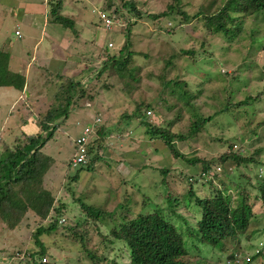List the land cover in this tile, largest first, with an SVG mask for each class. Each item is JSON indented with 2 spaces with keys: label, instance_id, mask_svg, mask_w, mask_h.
<instances>
[{
  "label": "rangeland",
  "instance_id": "rangeland-1",
  "mask_svg": "<svg viewBox=\"0 0 264 264\" xmlns=\"http://www.w3.org/2000/svg\"><path fill=\"white\" fill-rule=\"evenodd\" d=\"M222 1L181 0L179 7L190 16L200 13L201 17L214 11ZM34 2L41 3L42 0H0V36L2 34L3 39H8L10 35L13 37L15 19L11 17L21 16L24 19L20 21L22 37L16 38L15 36L11 39L20 43V47H23L21 56L27 59L32 55L42 56L48 46L46 40L44 43L36 44L38 39H43L42 34L37 29L33 32L30 30L33 28L31 27L32 20L29 19L31 17L24 16L22 11L27 7L26 3ZM169 2L174 3L173 0H137V5L146 13L155 14L165 10ZM102 3L104 4V0L64 1L63 12L66 15L69 14L74 22L73 29H70L72 33L69 32L67 37L69 40L66 47L73 46L71 50L75 51L77 46L73 41L75 38L84 40L85 48L94 47L97 52L100 51V56L102 53L119 54L123 47L124 51L119 59L128 58V53H130L131 61L125 63L121 71L109 68L103 74V80L111 83L112 87L102 89L95 101L85 105L83 101H79L76 108H69L66 121L43 148L44 152L52 155L54 159V164L44 175L43 182L44 186L55 195L57 205L61 203L68 205L64 216L74 215L79 221L83 220L84 214L79 213L82 211L73 201L75 197H80L86 203L97 207H106L108 213L103 223L98 224H100V230L107 233L121 218V207L128 209V215L154 210L161 211V209L171 214L166 206L165 196H168L169 192L178 194L177 196L182 195L183 201L188 203L189 201H186L188 199L184 197L187 196L189 180L187 177H199L200 174L198 175V165L188 164L180 157H175L162 140L151 141L145 125L139 124L135 116L122 120L121 128L127 131L113 129L111 135H108L104 145L100 148V161H96L94 166L87 170L80 169L77 172L78 168L68 164L69 159L73 158L74 140L79 137L86 124L92 123L97 109L103 111L100 113L102 121L107 117V112L108 117L117 121L124 111L131 114L137 102L151 103L154 109L146 115L149 121L170 123L172 130L187 135L189 124L195 119L191 118L192 115L198 117L211 115V120L207 121L197 133V138L188 137L174 141L177 151L188 157L199 156L208 159L218 156L230 145L233 150L243 152V155L247 157L259 151L256 156L264 160V16L245 19L242 24L243 32L239 37H234L229 41L224 35H215L208 38V45L203 48L201 41L204 39L205 31L202 21L197 22L198 19L191 17L180 26L178 20L182 16L176 12L159 20L144 15L135 23L132 21L135 20L134 17L130 16L132 24L126 26L125 29L128 31H123L121 27L125 21L114 16L120 24H115L108 29L100 23L98 14L92 12L93 9L106 12ZM169 28L173 30L168 32ZM54 29L58 33L61 31L59 28ZM6 30H9V34H5ZM71 36L72 41H70ZM109 42L113 47L108 46ZM192 44H194V55L192 53L180 54L181 50H190ZM28 51L30 55H27ZM82 54L83 56L77 57L78 60L82 58L85 60V57L90 56L88 53ZM103 61L95 65L99 67L98 70ZM89 63L96 64L92 61ZM178 79L186 81L187 84H173V81ZM45 80V76L38 74L33 87L29 86L33 97L27 96V98L29 101L35 98V103H31L33 108H30L32 119L26 118L27 112L24 111L23 117L26 121L20 118L18 105H13L15 104L14 93L7 94L0 87V138L9 143L8 145L12 143L14 134L21 131L34 132L37 129L40 108H45L41 105V97L37 95H45L44 90L50 87V84L44 86ZM171 80L173 81L170 84ZM257 95H259L257 100L249 98ZM50 100L52 101L51 98ZM23 101L24 99L20 100L19 104ZM239 101L242 104L238 106L227 104L228 102L236 104ZM187 104L191 105V109L187 108ZM224 106H227L228 110L221 112ZM13 107H15L14 110ZM34 117H36L35 120ZM62 119L64 116L57 121H62ZM107 122L109 123L110 120ZM2 147V142H0V150ZM159 168H171V170L163 173ZM239 171L241 169L236 168L234 161H227L220 168L217 167L216 170L210 171V176L215 172L219 175L217 179L211 178L212 185L217 188L220 186V181H223L228 186V192L233 193L232 186L228 184L233 185L231 179H234ZM256 172L264 175V164L261 171L260 168L256 171V167H252L251 173L256 174ZM164 176L166 181L162 180ZM202 180L204 179L198 180L199 184ZM192 183L195 187L196 183ZM208 191L209 184L203 188L201 184L197 185V195H205ZM194 205L192 203L189 208L182 202L176 205V212L171 214V218L179 231H186L185 225L194 223L197 215V207ZM254 211L257 212L259 226L262 227L264 213L259 206L254 208ZM114 218H117L116 222ZM37 222V218L31 211L24 217L22 225L14 231L7 230L0 221V264H17V261L12 260V263H7L3 260L8 253L15 254L14 257L24 262L27 261L29 249L36 248L34 240L30 238V232ZM59 222L64 223L61 219ZM94 227L92 220L83 225L89 238L87 245L97 247L100 237ZM61 231L56 230L55 233L49 234V239L58 237L57 244L50 246L48 250L51 254L50 261L54 260L57 264L72 263L81 245L72 244L69 236L62 235ZM185 240L187 241L188 237H185ZM263 241L264 231L252 240H246L243 235H240L238 242L235 240L224 245L222 250L224 254H220L221 252L208 253L204 262L228 264L229 255L237 252L239 254L236 255L235 264H245L246 258L251 255L250 253L258 244L260 247ZM69 246H72L73 250H70ZM202 247L204 250L209 248L206 245ZM245 247H247V252L241 253ZM105 251L107 257L116 258L118 263H126L129 260L125 247H121L123 254L120 253V255L119 251L116 255L111 250ZM189 259H195L194 254L189 255ZM259 259L256 258L250 264H259Z\"/></svg>",
  "mask_w": 264,
  "mask_h": 264
},
{
  "label": "trees",
  "instance_id": "trees-1",
  "mask_svg": "<svg viewBox=\"0 0 264 264\" xmlns=\"http://www.w3.org/2000/svg\"><path fill=\"white\" fill-rule=\"evenodd\" d=\"M64 1L48 0V20L73 29L74 22L72 18L62 14ZM180 1L173 0V4L169 2L165 10L155 14L146 13L137 5V0H104L102 6L106 9V12H103L109 17L115 16L125 21L121 27L123 31H128V29H125L126 26L132 24L130 16L134 17L133 23H135L136 20L142 19L144 15L159 20L169 16L172 12H176L182 16L178 20L180 26L191 17L198 19L197 22L202 21L205 31L204 39L201 41L203 48L208 45V38L215 35H224L229 41L234 37H239L243 32L242 24L245 19L253 16L255 18L259 15L264 16V0H223L214 11L201 17L200 13L190 16L179 7ZM100 23H102L101 20ZM171 30L173 28L167 29L168 32ZM193 45L189 48L190 50H181L180 54L192 53L194 55ZM123 51L124 48L122 47L119 54L102 53L101 57L104 58L102 66L99 70L98 66L93 69V72L97 70L98 72L86 86L76 79L77 75L83 72L82 70L72 75L58 72L51 80L47 79L49 83H54H50L49 90L46 93L52 99V102L44 103L45 108H40L37 129L34 132L21 131L14 134L10 145L0 138L3 145L0 150V221L6 226L7 230L14 231L22 225V221L29 211L38 220L34 229L30 232V238L34 240L36 248L29 249L27 261L24 262L14 257L15 254L8 253L3 258L5 262L12 263L13 260L17 261V264H57L54 260L50 261L49 256L51 254L48 250L50 246L57 244L58 237L49 239V234L55 233L56 230H62V235L69 236L72 244L79 243L81 245V249H77V255L75 258L73 257L72 263L67 262L64 264H207L204 262V258L208 253L221 252L220 254H224L222 250L227 242H234L235 240L238 242L240 235H243L246 240H252L264 231V225L259 226V217L257 212L254 211V208L259 206L264 213V175L259 176L257 172L256 174L251 173L252 167H256V171L263 167L264 160L256 156L259 151L247 157L243 155V152H236L229 145L227 150L212 158L188 157L177 151L174 141L187 139L188 137L197 138V133L207 121L211 120V115L207 117L192 115L191 118L195 119L189 124L187 135L172 130L170 123L149 121L146 116L149 115L147 112H151L154 108L151 103L145 104L144 102H137L131 114L124 111L117 121L112 120V117H108V115L102 121V114L100 113H103V111L99 109L95 111L94 119L100 116L101 121L94 128V132L91 134L92 137H90L87 144L86 161L77 167L75 166L76 169L78 168L77 172L80 169L87 170L93 167L96 161H100V148L104 145L108 135H111L113 129L127 131L125 128H121L122 120L135 116L139 120V124L145 125L151 141L162 140L175 157H180L188 164L198 165L199 177H187L189 179L187 196L184 197L188 199L186 200L189 201L188 203L183 201L182 195L177 196L178 194L169 192L168 196H165L166 206L171 214L176 212V205L180 202L187 208L194 203L197 207L194 223L185 225L186 231H179L172 222L171 214L165 213L162 209L161 211L154 210L128 215V209L121 207V218L118 219V223L113 225L109 232L103 233L99 226L108 213L106 207L88 204L80 197H75L73 201L78 204L82 211H79V213L84 214L83 220L79 221L74 215L64 216L68 205L66 203L57 205L55 195L44 186V175L54 164V159L52 155L45 153L43 148L66 121L69 108H76L79 101H83L84 105L95 101L102 89L112 87L111 83L103 80V74L109 68L120 69L121 71L124 64L131 61L130 53H128V58L119 59ZM203 51L206 50L203 49ZM8 59L9 55L0 51V86H13L22 91L25 77L19 72L8 69ZM172 81H170V84ZM182 83L187 84L186 81L179 79L173 81L175 85H183ZM258 97L259 95L256 97L250 96L249 98L257 100ZM227 104L228 106L230 104L238 106L242 102L239 101L236 104L228 102ZM23 105L18 107V111L33 108L31 104L30 106L26 104V107H23ZM190 106V104H187V108ZM227 110L228 107L224 106L220 111L226 112ZM62 116H64V119L57 121ZM22 120L26 121V118L23 117ZM107 120H110V122L108 123ZM73 147L75 153L77 151L75 140ZM229 160L234 161L236 168L241 169L236 177L231 179L233 185L228 184L232 186L233 193L228 192V186L223 181L219 180L220 186L217 188L212 185L213 180L211 178L217 179L218 172L211 175L212 177L210 176L212 169L220 168ZM71 163L72 158L69 159L68 164L72 166ZM159 169L163 173H168L171 170V168ZM199 179H204L200 183L202 188L209 184V191L205 195L196 194L197 185H200ZM162 180L166 181L165 176ZM192 182L196 183L195 187ZM68 191L72 192L69 189ZM62 218L64 223L61 224L59 220ZM89 220L94 222V228L100 237L97 247L87 245L89 238L83 225ZM116 220L117 218H114V222ZM184 236L188 237L187 241ZM47 242L49 243L47 244ZM202 245L209 246V248L204 250ZM121 247H125L128 262L118 263L116 258L107 257L105 250H111L115 255L119 251L118 254L120 255V253L123 254ZM59 248L63 249L61 246ZM68 248L73 250L72 246ZM246 249L247 247L241 250V253H246ZM254 249L245 264L252 263L256 258H260L258 260L259 264L264 263V241L260 247L258 244ZM193 254L195 259H189V255ZM237 254L239 253L229 255L228 264H235ZM43 258L46 259L44 262L42 261Z\"/></svg>",
  "mask_w": 264,
  "mask_h": 264
},
{
  "label": "crops",
  "instance_id": "crops-1",
  "mask_svg": "<svg viewBox=\"0 0 264 264\" xmlns=\"http://www.w3.org/2000/svg\"><path fill=\"white\" fill-rule=\"evenodd\" d=\"M26 4L27 7H25L22 11L24 12V16L31 17L29 19L32 20L31 27H33L34 29L31 28L30 30H32L33 32L35 29H37L42 34L43 37V39H38L36 44L44 43V40H46L47 43L46 45L48 46H47V51L44 52V54H42V56L40 57L38 55H32L29 59H27L26 57L21 56L23 55L21 54L23 52L22 50L23 47H20V43H16L15 42L16 40L11 39V38H15V36L16 38L22 37V29H21L20 21H24V19L21 16L11 17V19H15L13 37L10 35L8 36V39L7 38L3 39L2 34L0 36V45H1L0 51L7 53L9 55L8 65H7L8 69L13 72H19L25 77V84L22 91L14 88L13 86H0L1 90H4V92L7 94L11 95L12 93H14L15 104L13 105L15 106L18 105V107H20L22 104H24L23 107H26L25 106L26 104L30 106L31 103L33 104L35 103V98H31V100L29 101L27 96L33 97L30 92L29 86L31 88L33 87L35 77L38 74L46 77V80L44 81V86L46 87L50 83L54 84L53 82L49 83L48 80L49 79L51 80L52 77L54 78V75L58 72L62 74L72 75V74H77L82 70L83 72L78 74L76 79H78L81 84L86 86L89 83V80L92 79L96 74V72H93L95 65L99 64L101 60H104V58L100 56V51L97 52L94 47L89 49L85 48L86 46L84 40L82 39L77 40L75 36H73V38H75L73 39V41H75L77 44V46L75 47V51L71 50L72 48H74L73 46L66 47L67 41L69 40L67 39V37L69 36V32H71V30L59 23L49 22L48 20L49 5L46 0H42L41 3L34 2V3H26ZM62 14H64L63 8H62ZM67 16L70 17L69 14H67ZM54 28H59L61 30L60 33H58ZM15 30L20 31V36L15 34ZM5 32H6L5 34H9V30H6ZM71 39L72 36L70 37V41H72ZM63 43H65V45H63ZM79 46L82 48L84 47V49L80 48ZM111 47H113V45ZM29 53L30 52L28 51L27 55H30ZM82 53H88L90 56L85 57V60H83L84 58H82V60H78L77 57L83 56ZM95 57L97 59H95ZM89 61L96 62V64H91L89 63ZM13 64H17V65H13ZM48 90L49 88L44 90L45 95L43 96L37 95L38 97H41L40 99L41 105H43L44 103L52 102L50 100L49 95L48 94L46 95ZM23 99H24L23 103L19 104L20 100ZM97 103L99 105L101 104L105 106V104L103 103H99V102ZM14 108L15 107H13V110ZM24 111L27 112L26 118L29 119L33 118L30 109H28V111L23 109L22 111H19L21 119L23 118ZM11 113L13 112L11 111ZM35 118L36 117H34V120Z\"/></svg>",
  "mask_w": 264,
  "mask_h": 264
},
{
  "label": "built area",
  "instance_id": "built-area-1",
  "mask_svg": "<svg viewBox=\"0 0 264 264\" xmlns=\"http://www.w3.org/2000/svg\"><path fill=\"white\" fill-rule=\"evenodd\" d=\"M92 12H96L98 14L99 20H101L105 28L111 29L115 24H120L119 21L116 20L114 17H109L106 13H104L101 10L93 9ZM15 34L20 36V31L15 30ZM108 46L111 47L112 43L111 42L108 43ZM147 114H150V112H147ZM100 121L101 118L96 117L92 122L93 124L85 125L79 137L75 139L77 145V151L73 155L72 166L77 167L78 165L86 161L87 144L90 140V135L94 132V128L98 125ZM259 176H261V173H259ZM62 220L63 219H61V221ZM45 260H46L45 258L42 259L43 262ZM246 260H248V257L246 258Z\"/></svg>",
  "mask_w": 264,
  "mask_h": 264
},
{
  "label": "clouds",
  "instance_id": "clouds-1",
  "mask_svg": "<svg viewBox=\"0 0 264 264\" xmlns=\"http://www.w3.org/2000/svg\"><path fill=\"white\" fill-rule=\"evenodd\" d=\"M260 171H261V169H260Z\"/></svg>",
  "mask_w": 264,
  "mask_h": 264
}]
</instances>
